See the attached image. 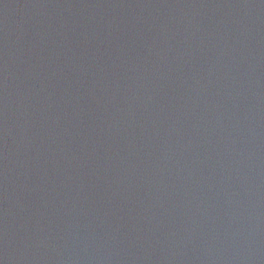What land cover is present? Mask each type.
Listing matches in <instances>:
<instances>
[{
    "label": "water",
    "instance_id": "1",
    "mask_svg": "<svg viewBox=\"0 0 264 264\" xmlns=\"http://www.w3.org/2000/svg\"><path fill=\"white\" fill-rule=\"evenodd\" d=\"M0 264H264V0H0Z\"/></svg>",
    "mask_w": 264,
    "mask_h": 264
}]
</instances>
